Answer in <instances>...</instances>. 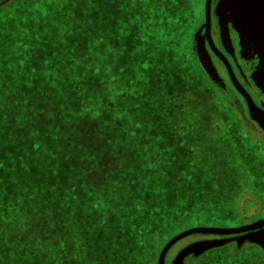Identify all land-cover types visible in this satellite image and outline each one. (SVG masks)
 I'll return each mask as SVG.
<instances>
[{"label": "trees", "instance_id": "obj_1", "mask_svg": "<svg viewBox=\"0 0 264 264\" xmlns=\"http://www.w3.org/2000/svg\"><path fill=\"white\" fill-rule=\"evenodd\" d=\"M29 1L0 5V264H146L244 121L176 28L188 1Z\"/></svg>", "mask_w": 264, "mask_h": 264}, {"label": "rangeland", "instance_id": "obj_2", "mask_svg": "<svg viewBox=\"0 0 264 264\" xmlns=\"http://www.w3.org/2000/svg\"><path fill=\"white\" fill-rule=\"evenodd\" d=\"M30 1L26 4L11 5L10 8L13 11L16 10L17 6L18 8H24L30 4ZM186 1L189 2L184 13L186 17L179 20L178 27L176 28L182 32V35L186 36L188 41L190 37H193L194 44V34L197 31L195 28L201 21L205 0ZM0 13L2 14L4 11ZM56 34L53 31L45 39L52 38ZM210 64L212 66V76H209L201 69L204 75L208 76L211 80L218 81L217 73L211 61ZM258 126L261 131H264L259 124ZM242 130V136L238 135L236 137L237 132L233 131L222 134L219 137L224 143L222 144V151L227 154L226 161L229 159V162L226 164L228 172L212 168V173L209 172L204 179L208 186L211 187L208 192L201 193L197 191L192 198L184 192L185 199L182 200L183 198H181L179 200L192 199L191 204L188 205L190 208H199V214L192 219L176 221L174 226L168 229V232L163 237L152 238L154 240L149 244V247L146 246L149 240L141 243L142 249L145 248L148 253L149 261L146 264H155L165 244L176 235L188 229L195 227L236 228L264 219V140L262 139V135L257 131L247 129L246 127L242 128ZM244 133L245 137H243ZM240 137L244 140L240 141ZM214 163L218 167L222 165L219 161H215ZM225 176L229 177L228 182H226V185L231 187V190L227 188V190H230L229 192H223L220 184L218 185V181H221L220 178ZM218 186H220V189ZM185 188L186 186L180 188V190L184 191ZM226 194H230L231 196L229 197ZM216 209L222 211L220 212V216L214 214ZM203 237L211 238L204 239ZM223 238L229 237L213 235H192L186 237L170 248L165 257V264H172L177 254L194 242ZM236 245V242H230L222 247L208 250L198 257L190 255L182 264H262V252L264 253V251L258 245L248 242L244 243L240 248H237ZM211 254L213 255V260H211Z\"/></svg>", "mask_w": 264, "mask_h": 264}, {"label": "flooded vegetation", "instance_id": "obj_3", "mask_svg": "<svg viewBox=\"0 0 264 264\" xmlns=\"http://www.w3.org/2000/svg\"><path fill=\"white\" fill-rule=\"evenodd\" d=\"M216 4L217 0H212L210 3L208 34L211 44L205 36V11L196 28V30L201 28L199 34L201 37L200 40L204 42L208 57L217 73L218 81H213L206 75L205 77L214 91L233 109L234 113L244 121L242 126L259 132L264 140V131H261L257 122L251 119L248 103L242 94L244 92L250 98L253 106L264 113V70H262V89H260L252 80V75L257 72L259 67L258 58L251 53H246V58L242 57L240 54L241 48L239 46L238 31L235 30L236 28H234L232 22L224 20V14L221 15L222 19H219L215 13ZM233 6L235 11L233 18L234 23L239 29L244 27L247 23L246 18L244 19V7H242V4H239V6L234 4ZM224 28L228 29L230 42L221 38V30ZM255 47L259 49L258 44H255ZM203 238L210 239L211 237Z\"/></svg>", "mask_w": 264, "mask_h": 264}, {"label": "water", "instance_id": "obj_4", "mask_svg": "<svg viewBox=\"0 0 264 264\" xmlns=\"http://www.w3.org/2000/svg\"><path fill=\"white\" fill-rule=\"evenodd\" d=\"M211 1L212 0H205V4H204V11L206 15L205 36L208 38L210 44L211 41L208 34V29H209V15H210ZM234 4H236L237 6H239V4H242V7H246V8L250 5V9L253 6H257L260 13L262 12L261 0H234ZM230 6H231V0H220L217 5L216 11L219 13V15H223L230 8ZM260 16H262V13ZM200 30L201 28H199V30H197L194 34L193 51L203 71L206 72V74H208L209 76H212V66L210 64L208 54L205 51L204 42L200 40L201 39L199 35ZM260 37H262V33L260 34ZM256 53L257 51L254 52V54ZM260 54L262 55V53ZM242 94L246 102L248 103L251 119L256 121L260 125V127L264 129V113L258 110L255 106H253L250 98L244 92ZM192 235H213V236L229 237V238L194 242L183 248L177 254L172 264H182L183 261L190 255H192L193 257H198L208 250L222 247L230 242H236L237 248H240L246 242L253 243L258 245L264 251V219L256 221L250 225L236 227V228L195 227L183 231L180 234L173 237L171 240H169L162 248L157 259V264H165V257L167 252L170 250V248H172L180 240Z\"/></svg>", "mask_w": 264, "mask_h": 264}, {"label": "crops", "instance_id": "obj_5", "mask_svg": "<svg viewBox=\"0 0 264 264\" xmlns=\"http://www.w3.org/2000/svg\"><path fill=\"white\" fill-rule=\"evenodd\" d=\"M11 0H0V5H4L7 2ZM220 0H217V4L215 6V13L219 17V19H222V16L219 15V13L216 11L217 5ZM262 1V16L258 7L253 6L250 9V5L246 8H243V13H244V19L246 18V25L242 28H237L234 23V0H231V6L230 8L225 12L223 15L225 18L224 20L232 22L234 25L235 30L238 31V36H239V46L241 48L240 54L242 57L246 58V53L252 54L253 56H256L259 60V67L256 73L252 75V80L254 84L262 89V70H264V26H263V17H264V0ZM221 14V13H220ZM221 17V18H220ZM199 30V28L197 29ZM201 31V30H200ZM262 33V37H260V34ZM221 38L223 40H227L230 42L229 39V33L228 29L224 28L221 30ZM255 44H258L259 49L255 47ZM254 54V52H256ZM259 53L260 54L259 57ZM262 69V70H261Z\"/></svg>", "mask_w": 264, "mask_h": 264}]
</instances>
